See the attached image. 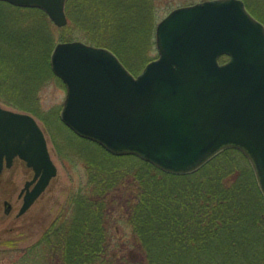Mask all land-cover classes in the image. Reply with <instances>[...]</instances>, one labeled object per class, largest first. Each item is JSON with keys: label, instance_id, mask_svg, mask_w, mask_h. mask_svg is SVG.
<instances>
[{"label": "trees", "instance_id": "obj_1", "mask_svg": "<svg viewBox=\"0 0 264 264\" xmlns=\"http://www.w3.org/2000/svg\"><path fill=\"white\" fill-rule=\"evenodd\" d=\"M243 1L264 25V0ZM65 11L68 23L56 34L42 9L0 0L3 103L40 115L38 88L50 77L62 82L50 63L57 41L109 48L134 75L152 59L154 0H67ZM42 118L59 152L69 130L61 154L83 162L86 180L41 237L6 264H264V194L239 149L224 147L194 170L172 172L114 153L59 116Z\"/></svg>", "mask_w": 264, "mask_h": 264}, {"label": "water", "instance_id": "obj_2", "mask_svg": "<svg viewBox=\"0 0 264 264\" xmlns=\"http://www.w3.org/2000/svg\"><path fill=\"white\" fill-rule=\"evenodd\" d=\"M42 9L57 26L67 0H2ZM157 56L133 75L109 48L57 42L52 71L66 89L61 120L118 154L187 172L227 146L249 159L264 194V25L243 0L181 5L155 29ZM228 58L220 62L219 57ZM18 155L34 170L25 212L57 173L36 118L0 105V172ZM28 183H26L27 186ZM7 212V209H6Z\"/></svg>", "mask_w": 264, "mask_h": 264}, {"label": "rangeland", "instance_id": "obj_3", "mask_svg": "<svg viewBox=\"0 0 264 264\" xmlns=\"http://www.w3.org/2000/svg\"><path fill=\"white\" fill-rule=\"evenodd\" d=\"M188 1L196 2L199 0ZM188 1L154 0L157 21L156 24L172 8L185 5ZM53 26L56 34L59 32L61 33L62 30L60 27L55 24ZM146 52L148 53V57H151L152 59L157 56L156 46L155 48L153 46H149ZM65 93L66 89L64 83L56 77H50L45 83H43L38 88L37 107L40 115H35L29 111L17 109L11 105L3 103L0 100L1 106L29 113L36 118L46 136L51 158L57 166V173L54 177H52L48 186L22 214H17L20 205L17 194L19 188L23 185L24 179L30 176V170L24 163L17 160L12 167L4 169V172L0 175V264H6L9 260L16 258L21 249L36 242L62 211L67 196L71 190L77 189L85 183L86 173L83 162L63 158L61 154L68 152L65 148H63V146H65V140L69 138L67 137V135H70L69 130H65L64 141L59 139V141L63 143L62 150L59 152V150L55 147L52 135L42 118V115L45 117L56 115L61 118L60 115ZM73 142L77 147L84 146L83 142L75 138L73 139ZM136 188V185L132 186L130 193L134 194ZM4 199H8L14 204V206H16L10 213H5L3 209ZM124 228L129 234V227L125 225ZM10 240L16 243L14 247L5 245V242Z\"/></svg>", "mask_w": 264, "mask_h": 264}, {"label": "flooded vegetation", "instance_id": "obj_4", "mask_svg": "<svg viewBox=\"0 0 264 264\" xmlns=\"http://www.w3.org/2000/svg\"><path fill=\"white\" fill-rule=\"evenodd\" d=\"M17 160L24 163L25 166L30 170V176L28 178L24 179L23 185H22V187L19 188V191L17 194L18 200L20 201V205L18 208V211H19L22 204H23L24 195L26 194V192L28 190L32 189V187L35 183V182H32V180L34 178V170L32 169V167L27 165L26 161H24L18 155H16L13 157V159L11 161V165H9V166H7L5 158L3 159V167H2V171L0 172V175L4 172V169L12 167L14 165L15 161H17ZM26 183H28L27 186H26ZM15 207L16 206H14V204L11 201H9L8 199L3 200V209H4L5 213H10L11 211H13V209H15ZM6 209H7V212H6Z\"/></svg>", "mask_w": 264, "mask_h": 264}]
</instances>
